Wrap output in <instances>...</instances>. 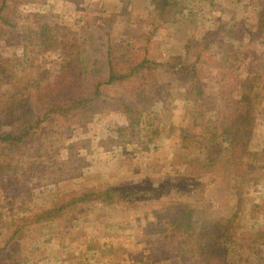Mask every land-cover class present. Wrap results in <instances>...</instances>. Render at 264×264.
I'll return each mask as SVG.
<instances>
[{"label":"rangeland","instance_id":"374dc122","mask_svg":"<svg viewBox=\"0 0 264 264\" xmlns=\"http://www.w3.org/2000/svg\"><path fill=\"white\" fill-rule=\"evenodd\" d=\"M176 1L161 15L155 0H6L8 23L0 24V103L8 88L1 70L29 75L43 71L52 77L64 57L62 47L74 40L84 41L101 70L107 43L114 55L145 47L157 62L187 56V48L192 60L201 49L197 70L204 95H196L192 79L162 73L160 98L150 107L155 114L141 119L134 136L118 109L96 112L85 121L67 112L48 117L30 139L16 145L17 153L0 155L18 163L16 172L0 178V264H191L179 257L156 261L159 253L148 240L165 236L167 219L158 216L161 202H220L218 187L199 162L212 155L218 156L217 165L223 164L227 155V142L212 128L224 109L213 58L225 42L239 52L233 76L243 79L248 64L258 75L248 143L258 155L247 158L257 179L241 186L238 230L264 227V0ZM40 21L52 27L60 46L43 50L26 41L28 26ZM123 91L124 84L116 82L104 87L103 97L116 99ZM0 122L3 128L12 125L7 117ZM225 174L230 180L228 164ZM131 185L156 192L136 201L120 196L112 204L89 201L57 218L28 223L18 238L10 239L14 219L55 206L70 191ZM163 187L168 190L162 192ZM257 248L246 259L235 256L233 263L228 259L214 264H264V246Z\"/></svg>","mask_w":264,"mask_h":264},{"label":"trees","instance_id":"16d2710c","mask_svg":"<svg viewBox=\"0 0 264 264\" xmlns=\"http://www.w3.org/2000/svg\"><path fill=\"white\" fill-rule=\"evenodd\" d=\"M155 2L161 15L166 8L178 3L176 0ZM6 6V0H0L1 26L8 23L4 13ZM1 26L0 36L4 33ZM28 28L29 33H24L27 42H34L43 50L59 45L47 22L40 21L36 27ZM83 43L74 40L62 47L64 57L59 64L58 74L52 77L46 78L43 71L29 75L31 72L7 74L1 70V77H5L8 88L5 90V101L0 103V121L7 117L12 125L3 128L0 124V155L17 153L20 149L16 145L30 139L34 130L39 129L48 117L67 112L85 121L90 120L96 112L118 109L127 117L125 129L134 136L137 130H141V119L146 114H155L150 107L160 98L158 79L162 73L178 79H192L196 95H204L197 70L201 49L196 51L197 55L192 60L188 54L190 49L187 48V56L179 54L157 62L150 58L145 47L119 50V54L114 55L113 46L107 43L104 47V69L101 70L100 63ZM213 59L216 61L217 82L224 90V109L219 112L212 128L217 136L227 142V155L223 164L217 165L218 156L212 155L199 164L211 175L213 185L218 187L220 202H183L173 199L161 202L158 216L167 219L166 226L162 228L165 236L148 240L159 253L156 254V261L179 257L191 264H214L215 260L234 261L235 256L239 260L246 259L247 254L258 252L257 245L264 246V227L252 226L238 230V215L244 204L241 202V186L257 179L253 176L255 168L250 167L247 158L258 155L248 147L255 119L253 107L258 97V75L255 67L248 64L243 79L239 81L233 76L240 57L234 45L229 42L223 44L222 51ZM116 82L124 84L123 93L116 99H104V87ZM237 89L240 92L235 95ZM184 131L188 132L186 128ZM35 149L37 155H41V147ZM217 151L221 152L222 148ZM227 164L233 173L229 176L230 180L225 174ZM214 165L217 168L212 170ZM17 169L18 163L0 159V178L6 172H16ZM160 189L166 192L168 187ZM154 192L156 189L143 185L73 190L55 206L14 219L10 239L18 238L28 223L57 218L89 201L118 203V196L121 200L136 201ZM229 197H234V202H229ZM221 199H226V202ZM133 203L140 206L139 202Z\"/></svg>","mask_w":264,"mask_h":264}]
</instances>
